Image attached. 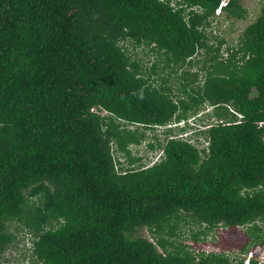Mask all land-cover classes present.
<instances>
[{
	"label": "trees",
	"instance_id": "1",
	"mask_svg": "<svg viewBox=\"0 0 264 264\" xmlns=\"http://www.w3.org/2000/svg\"><path fill=\"white\" fill-rule=\"evenodd\" d=\"M184 1L201 10L0 0V254L9 219L30 231L36 264H243L221 247L229 237L196 252L177 239L181 222L193 242L240 225V249L264 243V6L221 58L213 38H224L208 33L220 0ZM198 115L211 121L190 136L186 123L148 141L156 160L132 153L146 129ZM141 226L153 237L132 235Z\"/></svg>",
	"mask_w": 264,
	"mask_h": 264
},
{
	"label": "rangeland",
	"instance_id": "2",
	"mask_svg": "<svg viewBox=\"0 0 264 264\" xmlns=\"http://www.w3.org/2000/svg\"><path fill=\"white\" fill-rule=\"evenodd\" d=\"M239 5L243 8L242 14L240 16H229L227 15L226 11L223 10V7L221 11L217 14H214L213 20H212V27L209 28V32H212L213 34H216L217 37H223L224 42L223 44H220L216 38H213L215 41V45H217L219 50V54L221 53L220 57L225 58L228 56V50L226 49V46L230 45L233 46L238 42L240 33L244 27L250 23L251 21L255 20L256 17L262 12L263 6H264V0H238ZM226 5V4H225ZM127 46L130 49H135L136 53L138 55L143 56V60L147 63H149V59L154 56L153 53L146 54L140 45L133 47L130 43L126 42ZM219 45V46H218ZM201 50L199 49L197 54L195 55L194 59H197V56H201ZM149 58V59H148ZM201 62H198L197 64H194L191 67V70H195L198 68V65ZM199 69V68H198ZM199 78L200 80L204 77V71L199 70ZM202 119H199L197 121L191 119V125L202 127V124H206L211 119H208L207 117H204V115L200 116ZM201 122V123H200ZM189 123V122H188ZM193 131H195L194 128H192ZM146 138L141 140L139 143H132L130 144V148L132 150V153L135 155L142 156L141 161L144 163H150L152 160H156L158 155L161 152V149L159 146H157L154 149H150L148 147V141H154L157 143L158 141H163L165 138V132L162 131V128H156V130L152 129H146ZM197 140L196 143L200 144L202 141V134H197ZM193 139V138H191ZM194 140V139H193ZM113 144V143H112ZM114 145V144H113ZM115 147V146H114ZM116 151V149H114ZM117 153V152H116ZM115 153V155H117ZM180 229L182 231V234L177 235V239L183 240L189 244H192V246L200 247L202 244H205L204 247L213 248L218 247L220 248L221 245H219V241L221 239V236L224 238H231L233 241V245H230L229 250L230 251H237L239 249V245L243 243L244 239L246 238V226H240L237 225L233 231H227L225 227L218 226L217 228L211 229L209 231V235L212 237L214 236V239L211 237L208 238L205 242H193L192 239L189 237V227L187 224H184L181 222ZM5 225L7 228L14 233V236L11 238V241L5 247V249L0 254V264H36L34 260L31 259L30 251L27 247L28 242L31 241V234L30 231H28L26 226L16 228L19 225H22L20 221L16 219L12 220H5ZM26 227V228H25ZM185 232V234H183ZM132 235H144L148 238H152V232L148 229L147 226H141L138 227ZM222 244H225L222 242ZM238 245V246H237ZM223 249H225V246H221ZM38 264V262H37Z\"/></svg>",
	"mask_w": 264,
	"mask_h": 264
},
{
	"label": "built area",
	"instance_id": "3",
	"mask_svg": "<svg viewBox=\"0 0 264 264\" xmlns=\"http://www.w3.org/2000/svg\"><path fill=\"white\" fill-rule=\"evenodd\" d=\"M164 1L166 3L169 4V6L173 9V10H178L179 8H182L183 13L185 15V17H188L191 13V11H196L199 12L201 10V6L198 4H188L187 2H185L184 0H161ZM227 2V0H220V3L217 7V9L215 10V13H219L222 9V6ZM105 112V110L103 111ZM178 123L183 124L184 123V119H180L178 120ZM263 123V121H259L258 124L261 125ZM173 122H169L164 126H171L173 125ZM163 127V126H162ZM162 127H158V128H162ZM112 152L113 151V147H112ZM214 238V236L212 237L211 235L207 234L206 236H204L203 234H201L200 239H198L199 242H205L208 240V238ZM193 241V240H192ZM31 242L29 241L28 244H30ZM189 244V243H188ZM192 249H195L196 252H198L199 250L204 251L205 253L210 252V251H216L219 252L222 249L218 248V247H213V248H208V247H204L205 244H202L200 247H196V246H192V244H190ZM224 252L226 254L229 255L230 259H232L233 261H242L243 264H264V243H257L253 246H250L247 249H238L237 251H230L228 249H224Z\"/></svg>",
	"mask_w": 264,
	"mask_h": 264
},
{
	"label": "clouds",
	"instance_id": "4",
	"mask_svg": "<svg viewBox=\"0 0 264 264\" xmlns=\"http://www.w3.org/2000/svg\"><path fill=\"white\" fill-rule=\"evenodd\" d=\"M228 1V0H227ZM226 4V3H225ZM224 4V5H225ZM219 5V4H218ZM223 5V6H224ZM222 6V7H223ZM218 7V6H217ZM217 7H216V9H217ZM215 9V10H216ZM220 55H221V53H220ZM224 58V57H223ZM226 58V57H225ZM235 114H237L238 116H239V118H240V116H242V114L240 113V112H238V111H235V110H232ZM200 115V114H199ZM197 116V118H193L192 116H190V117H188L187 119H184V123L183 124H180V123H178V120H180V119H174V118H172L171 120H169V121H167L164 125H166L167 123H169V122H173L174 124L173 125H171V126H164L163 125V127H162V131L163 130H165V128L166 127H180V126H183V125H185L186 123H188L189 125H190V127L186 130V132L185 131H183V132H185V133H183V135L184 136H187V135H189L190 136V134H191V132L193 131V129L192 128H194L195 130H198L199 128H204V124H202V127H197V126H194V125H191V119L192 120H195V121H197V120H199V117L200 116ZM201 123V122H200ZM178 136H181V134L179 133L178 134ZM202 141H201V143L200 144H198V143H196V141L194 142L193 140V142L194 143H196L195 145H196V147L200 150V149H202V148H205L204 150H200V153H201V155H203V154H205L206 152H208L209 151V147H208V142H209V140H208V138H206V137H204V135L202 134ZM191 141V142H192ZM113 147V151H114V149H115V147L114 146H112ZM161 152H162V150H161ZM161 152H160V154L158 155V157L159 156H161ZM157 157V158H158ZM153 161V160H152ZM31 243L30 244H28L27 245V247H28V249H29V251H30V254H31V251H32V239H31V241H30ZM28 257H30V255L28 256Z\"/></svg>",
	"mask_w": 264,
	"mask_h": 264
},
{
	"label": "bare ground",
	"instance_id": "5",
	"mask_svg": "<svg viewBox=\"0 0 264 264\" xmlns=\"http://www.w3.org/2000/svg\"><path fill=\"white\" fill-rule=\"evenodd\" d=\"M144 164V163H143Z\"/></svg>",
	"mask_w": 264,
	"mask_h": 264
}]
</instances>
